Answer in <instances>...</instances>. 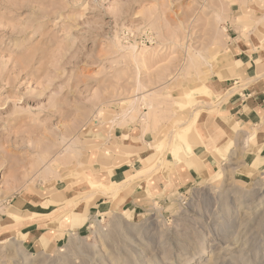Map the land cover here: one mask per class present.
Here are the masks:
<instances>
[{"label": "rangeland", "instance_id": "374dc122", "mask_svg": "<svg viewBox=\"0 0 264 264\" xmlns=\"http://www.w3.org/2000/svg\"><path fill=\"white\" fill-rule=\"evenodd\" d=\"M236 23L264 39V0H0V208L79 170L90 131L116 119L179 150ZM210 175L146 213L93 217L52 249L0 239V264H264V164Z\"/></svg>", "mask_w": 264, "mask_h": 264}, {"label": "crops", "instance_id": "0c3cea01", "mask_svg": "<svg viewBox=\"0 0 264 264\" xmlns=\"http://www.w3.org/2000/svg\"><path fill=\"white\" fill-rule=\"evenodd\" d=\"M246 28L231 26L225 51L211 69L213 98L197 118L193 153L185 143L179 150L176 144L155 148L149 126L138 119H116L107 133L94 128L79 170L45 188L25 189L10 207L0 208V239H16L27 251L42 252L82 232L93 217L112 210L146 213L208 179L229 160L259 171L264 164V39ZM112 182L116 187L108 189Z\"/></svg>", "mask_w": 264, "mask_h": 264}, {"label": "bare ground", "instance_id": "6f19581e", "mask_svg": "<svg viewBox=\"0 0 264 264\" xmlns=\"http://www.w3.org/2000/svg\"><path fill=\"white\" fill-rule=\"evenodd\" d=\"M219 35H217V37H216V39L214 40V42H215V44H220L221 43V41H223V37H222V34H220V33H218ZM218 46V45H217ZM260 47V46H259ZM202 56V55H201ZM264 57V56H263ZM203 58V57H202ZM260 60V59H259ZM263 60V59H262ZM256 62V61H255ZM254 62V63H255ZM207 88V87H206ZM207 90H208V92L210 91L208 88H207ZM211 92V91H210ZM197 121V115H195V117L189 122V124L187 125V126H185L184 127V130H182L181 132H179V135H180V137H181V139L182 140H184L185 142H186V147H187V149L189 150V153L191 152V153H193V148H192V145H191V141H190V136H193L194 134L196 135V131L194 130V124H195V122ZM193 131H194V134H193ZM193 134V135H192ZM178 135V134H177ZM199 138V137H198ZM202 142V141H201ZM204 143V142H203ZM202 144V143H201ZM200 144V145H201ZM188 153V154H189ZM192 155V154H191ZM193 156H194V154H193ZM139 157V156H138ZM192 159H194V158H192ZM92 169V168H91ZM96 169V168H95ZM217 170H211V174L213 175L215 172H216ZM96 173V172H95ZM99 173V172H98ZM50 176H52V175H50ZM91 177V176H90ZM50 179V178H49ZM90 181V180H89ZM104 181V180H103ZM131 182V181H130ZM113 183V182H112ZM120 183V182H119ZM119 183H117V185L119 184ZM52 184V183H51ZM92 185H93V187H99V186H101L102 184H97V183H93L92 182ZM112 185V184H111ZM104 187V186H103ZM113 187H116V183L114 184L113 183V186L112 187H105L106 189L108 188V189H112ZM102 189H104V188H102ZM118 190H121V189H118ZM117 190V191H118ZM90 191V190H89ZM88 191V192H89ZM117 191H115V192H117ZM119 194V193H118ZM116 205V204H115ZM6 211V210H5ZM10 215H12V216H14V217H16L17 218V216L18 215H16V214H14V213H12V212H10L9 213ZM11 217V216H10ZM7 241V240H6ZM29 258V257H28ZM28 260V259H27Z\"/></svg>", "mask_w": 264, "mask_h": 264}]
</instances>
